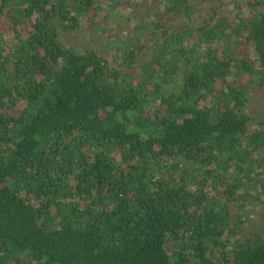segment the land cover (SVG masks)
Instances as JSON below:
<instances>
[{
    "label": "trees",
    "instance_id": "1",
    "mask_svg": "<svg viewBox=\"0 0 264 264\" xmlns=\"http://www.w3.org/2000/svg\"><path fill=\"white\" fill-rule=\"evenodd\" d=\"M256 99L264 0H0V264H264Z\"/></svg>",
    "mask_w": 264,
    "mask_h": 264
},
{
    "label": "rangeland",
    "instance_id": "2",
    "mask_svg": "<svg viewBox=\"0 0 264 264\" xmlns=\"http://www.w3.org/2000/svg\"><path fill=\"white\" fill-rule=\"evenodd\" d=\"M250 111L256 118H264V104L261 101H257V99L251 101ZM249 217V225L252 229L258 230L260 227H264V206L256 208L249 214Z\"/></svg>",
    "mask_w": 264,
    "mask_h": 264
}]
</instances>
